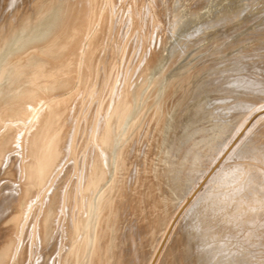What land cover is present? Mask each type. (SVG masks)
<instances>
[{
	"label": "bare ground",
	"instance_id": "6f19581e",
	"mask_svg": "<svg viewBox=\"0 0 264 264\" xmlns=\"http://www.w3.org/2000/svg\"><path fill=\"white\" fill-rule=\"evenodd\" d=\"M262 101L264 0H0V264H264Z\"/></svg>",
	"mask_w": 264,
	"mask_h": 264
},
{
	"label": "rangeland",
	"instance_id": "374dc122",
	"mask_svg": "<svg viewBox=\"0 0 264 264\" xmlns=\"http://www.w3.org/2000/svg\"><path fill=\"white\" fill-rule=\"evenodd\" d=\"M210 101V100H209ZM227 103L228 102H225V103H221V104H219V103H215L214 105H213V107H212V109L215 111V115H216V117L217 118H221V119H223V118H226L227 117V114H228V112L230 111V108H228V107H224V106H226L227 105ZM264 103V101H262V104ZM247 104V106H248V109H252V108H254V107H258V106H260L261 105V102L260 103H258V104H256V105H254V106H252L250 103H246ZM229 110V111H228ZM249 111H247V113H248ZM251 132V130H249V132H247V134L248 133H250ZM237 133V128H234V129H232V131H231V135H229V137H232L234 134H236ZM228 137V138H229ZM232 151V148L230 149V151L228 152L229 154H230V152ZM234 158V157H233ZM233 158H230V160L229 161H234V160H236V159H234L233 160ZM217 169V168H216Z\"/></svg>",
	"mask_w": 264,
	"mask_h": 264
}]
</instances>
